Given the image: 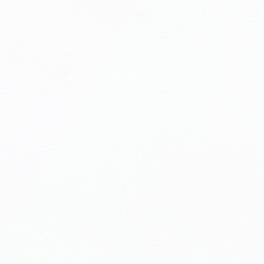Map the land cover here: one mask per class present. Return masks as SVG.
<instances>
[{"label":"snow or ice","instance_id":"6c2138e0","mask_svg":"<svg viewBox=\"0 0 264 264\" xmlns=\"http://www.w3.org/2000/svg\"><path fill=\"white\" fill-rule=\"evenodd\" d=\"M0 264H264V0H0Z\"/></svg>","mask_w":264,"mask_h":264}]
</instances>
